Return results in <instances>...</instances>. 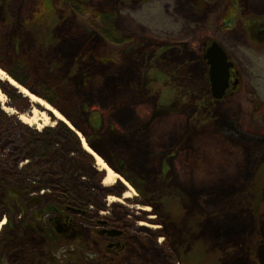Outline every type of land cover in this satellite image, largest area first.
Returning a JSON list of instances; mask_svg holds the SVG:
<instances>
[{"label": "rangeland", "instance_id": "374dc122", "mask_svg": "<svg viewBox=\"0 0 264 264\" xmlns=\"http://www.w3.org/2000/svg\"><path fill=\"white\" fill-rule=\"evenodd\" d=\"M11 1L15 14L14 32H31L28 27L22 30L21 22L23 18L27 21L32 18L43 0ZM51 1L56 14L50 30L74 43L78 38L83 40L81 33L85 31L81 22L85 24L89 21L84 13L85 7L89 4L100 13L96 23L89 24L90 30H95V36L98 30H101V35H97L96 41H91L87 48L91 49L93 44L94 60L107 64L95 74L101 77L100 84L95 80L90 82L96 84L95 90H99L96 93L85 92L84 89L91 84H82L83 79L78 75L74 78L72 92L75 91V108L72 114L88 128V132L92 128L90 139L80 134L82 141L87 139V144L93 138L96 142L101 141V150L107 159L103 157V152L97 154L122 178L113 185L103 182L101 186L113 192L122 186L124 191L120 195L97 193L94 200L92 194L89 199L95 202H90L87 207L102 205V214L98 215L109 216L108 210L115 204L119 205L115 210L126 214L121 221L128 223L131 234L154 241L153 247L158 253H153L147 264H181L182 261L185 264H264V176L259 185V200H253V207L240 194L249 191L253 182L259 181L256 176L259 168L253 160L255 151L247 143L244 146L243 141L247 139L246 134L252 137L257 135L256 132L264 133V111L259 116L255 111L257 107L264 106V37L256 39L253 37L256 33H251L252 25L255 30L254 26L259 28L260 24H264V0ZM42 6L40 14L43 12ZM66 7L73 11L67 14ZM226 11L229 17L222 22ZM214 40L226 50L241 78L238 88L231 95L228 93L222 102L210 97L206 66L201 56ZM1 70L13 79L7 71ZM2 86L15 92L23 108H14L3 93L0 102L7 115L32 118L37 111V124L18 121L25 127V132L29 129L31 134L37 135L50 128L58 133L59 119L30 97L24 96L8 81L0 79ZM125 114L128 116H125L126 126L120 123ZM45 116L49 117L47 121L44 120ZM162 124H168L171 133L175 130L178 132L174 138L166 134L159 137L161 147L167 145L174 149L162 148L167 156L153 159L151 163L148 161L151 165L146 169L137 166L133 159L140 156L142 150L135 149L134 141L140 142L145 135L151 137L153 128ZM231 124L235 125L234 133H231ZM73 127V131L78 130ZM250 128H254V131ZM101 130L104 137H99ZM13 135L18 138L16 131ZM58 136L65 139L59 133ZM20 137L15 149L4 144V137L0 138V143L4 144L0 148V168L6 170L4 172H15V177L26 174L22 167L26 161L18 162L17 166L14 162L21 152L26 153L21 150L28 145ZM125 138L130 146L124 141ZM109 141L113 142L114 147ZM38 142L43 145L41 141ZM149 142L156 144L152 140ZM143 151L142 157L147 156V149ZM38 155L40 151L32 160ZM192 157L199 168L193 169L194 175L188 168L186 175V163ZM41 168L39 164L33 170ZM119 169L132 178L140 190L124 178ZM104 172V169L100 172L102 181ZM161 179H164V185L156 187ZM80 180V187L86 182L92 185L100 183L99 178L93 176L85 175ZM168 183L174 185L173 188L167 187ZM164 189L175 192L183 190L189 204L195 207V212L191 214H196L197 221L202 222L198 225L202 231L195 237L184 239L189 229L186 224H179V220L174 226L170 224L169 228L163 224L155 196L158 191L164 195ZM81 199L88 202L85 195ZM17 200L21 203L23 197ZM147 200L151 204H146ZM179 200L171 201L174 214L190 213L184 206L188 201L184 204V197ZM44 201L47 202L46 199ZM7 208L12 209L13 204L9 203ZM201 211L202 217L198 215ZM191 218L193 215L184 221L192 223ZM2 222L0 232L5 218ZM141 222L148 226L141 225ZM86 225L89 223L84 222L81 226L88 227ZM168 236L171 243L167 242ZM2 238V248L7 249V239ZM74 238L65 242L63 252L57 250L51 254L46 251L49 258L50 255L57 256L51 264H99L100 257L91 251H85L84 255L75 253V239H79V234ZM195 256L202 261L195 259ZM111 260L105 258L108 264H120Z\"/></svg>", "mask_w": 264, "mask_h": 264}, {"label": "flooded vegetation", "instance_id": "af4514ba", "mask_svg": "<svg viewBox=\"0 0 264 264\" xmlns=\"http://www.w3.org/2000/svg\"><path fill=\"white\" fill-rule=\"evenodd\" d=\"M260 25L261 26H259V28L254 26V28L256 27L255 30H253L252 25V29H250L253 31L251 33H256V36L253 34V37L261 40L262 37H264V24ZM205 53L206 49L201 56L203 57V61L206 66L207 80L209 82V89L211 93L212 88L209 78L210 67L208 65V61L204 57ZM229 59L231 60L230 56ZM0 62H2L1 57ZM0 68L2 69L3 67L0 66ZM235 69L236 66L231 69L230 86L224 98L228 96V93L231 95L232 92L238 88V85L241 82L239 71H236ZM235 82H237L236 86H234ZM0 88L2 96L4 93L5 97L9 98L14 108H18L20 110L23 109L21 104H19L21 100L19 101L13 90L4 86ZM210 97L216 102L224 101V98L222 100L214 99L212 97V93ZM1 100L2 99H0V101ZM260 108L261 110L263 109V112L264 106ZM260 108L257 107V109ZM48 113L51 112L48 111ZM20 116L7 115V111L4 109L3 103L0 102V138L4 137V144L11 145L15 149L17 147V143L20 141L19 135L21 136L20 138L23 142L28 143V148L24 147V149L21 150H25L26 153L23 154L21 152V155L14 160L16 164H14L15 166L18 165V162H22L23 160L26 161V164L22 166L26 172L25 175L23 173L21 177H15V172H4L6 170H2L0 168V189L4 188V190H9V193L12 194V200L9 203L13 204L12 209H8V206L2 207V210L0 209V222L3 218H5L6 221L2 230L9 231L10 229L20 228L32 229L33 227L45 226V235L48 237L56 235L60 236V238L54 240L53 248L51 249L52 251L50 250L51 253L57 250L63 252L62 250L65 242H67L68 239H72L74 237L76 238L77 234H79V239L76 240L74 238L77 244L74 249L76 254L79 253V255H84L85 251H91L96 256L100 257L99 264H108V262L105 261V258L107 257L112 259L111 261L113 263L117 261V263L120 264H147L150 256L157 251V249L153 247L154 241H152V239L146 241L142 237H137L131 234V231L128 230V223L126 224L121 221L126 217V214H121L120 212L118 213L117 210H115L119 207V205L115 204L114 207L108 210L109 216L98 215L102 214L100 211V209L103 208L102 205L97 206L96 208L87 207V204L90 202H95L93 200L97 193L107 192L113 193L114 195H120L124 191L122 186L115 188L116 190H114V192L109 188L101 186V183L104 182L103 178L106 176V171L104 172L102 178L103 181L100 180V172H102L103 169L101 170L99 168L95 158L91 157L85 148H83V141L80 137V134H82L83 137L90 139L92 128L90 132H88V128L83 126L78 120V125H74L78 128L77 131L74 132L71 127H69L75 135V138L70 131L68 132L67 130H64L65 127L61 124L65 125V122L60 120L57 131L59 135L64 136L65 139L63 140V138H59L60 136H58L56 130L50 128L46 130V132L44 131V133H38L37 135L31 134L29 129L25 132L23 129L25 127L21 125L24 122H22ZM18 121H21L22 123L20 122L21 124H19ZM120 123H122L121 125H126L125 118L122 119ZM14 131H16V136H18V138L14 137ZM98 134L99 137L101 135L104 137L102 130ZM28 135H30V137H28ZM127 140L128 139L126 138L124 139V141L130 146V143ZM38 141H41V144L43 145H39ZM89 142L92 144L95 143V138L91 141L89 140ZM4 144L0 143V148H3L2 146ZM111 146H113V144ZM98 147H100L101 150L102 147L100 144H98ZM38 151H40V155H38L35 160H32ZM39 164L42 165L41 170H33V168L38 167ZM119 170L121 175L124 177L126 174L123 170ZM33 171H35V173L31 175ZM85 175L88 177L93 176L99 178L100 183H93L92 185L86 182L80 187L82 184L80 178ZM42 177L44 179H42ZM36 180H39V184ZM91 190L94 191L92 192ZM92 194H94L93 200L89 199ZM84 195L86 196L88 202L82 201L81 197ZM19 197H23V201L21 203H18L17 199H19ZM45 199L49 204L44 201ZM145 203L147 204L150 202L147 200ZM84 222L89 223V225H86L88 227L84 226L83 228V226H81ZM2 235L4 238L6 237V239L8 238L6 236V232ZM151 244H153L152 247ZM24 249L22 247L10 250L4 249L7 251L3 250L2 255L9 254L11 250H13V263L22 264V262L25 261L28 264H34L37 258L36 256L39 254L38 248L34 247L32 252L29 251V248L26 250ZM25 251L28 253L26 257L24 256L26 254ZM46 254L48 255V252L45 250L43 256ZM29 255L31 257L32 255L35 256L30 258ZM64 255L65 254H63V256ZM56 257L55 260L57 259Z\"/></svg>", "mask_w": 264, "mask_h": 264}, {"label": "trees", "instance_id": "16d2710c", "mask_svg": "<svg viewBox=\"0 0 264 264\" xmlns=\"http://www.w3.org/2000/svg\"><path fill=\"white\" fill-rule=\"evenodd\" d=\"M41 6L43 7L42 14L39 13V9H41ZM66 10L67 12L73 11L69 7H66ZM84 13L86 14V17H89V21L87 20L85 24L81 22L82 29L85 31L81 33L83 42L81 41V38H78L74 43L73 40H70L69 38L66 39L64 38V36L57 34L56 32L53 33L52 30H50V26L53 25L52 20L55 18L56 14L53 2L51 0H43L42 4L38 6V9L36 10L32 18L28 19V21L27 19L23 18L21 22L22 30L25 29V27H28L31 32L22 31L19 33H15L13 30L15 28L13 2L11 0H0V57L2 59V62H0V66L7 70L12 77H14L22 86H25L32 94L37 95L44 100H47L75 126L78 125V121H76L74 114H72L73 109L75 108L73 95L75 91L72 92V83L74 82V78L77 75L78 77H81L83 79L82 84H84L85 86H88L89 84H91L90 82L94 80L97 84H100L101 77L99 76V74H95L100 71L101 67L107 64L106 62L100 60L98 62L94 60L92 51L93 44L91 46V49L87 48L88 45L90 46L91 41H96L95 38L97 35H101V30H98L95 36V30H90L91 23L89 24V22L96 23V21L99 19L100 13H97L95 11V8H92V6L89 4L85 7ZM67 14H69V12ZM228 17L229 13H227L226 11L222 18V22L227 20ZM25 21L27 22V26ZM92 38L94 39L92 40ZM5 43L8 46L5 45ZM95 85L96 84L94 83L91 84V86L87 87V89H84V91L88 93H90L91 91H93V93L98 92L99 90H95ZM262 110L261 108L255 110L256 116H259ZM125 116L127 115L125 114L122 119H124ZM61 125L65 127L64 130H67L68 132L70 131L72 133V131L68 127H66V125ZM128 126L130 127L131 125ZM169 128L170 127L168 126V124H165V126L163 124L155 126L153 128V135L151 137H149V135H145L144 139L140 142L134 141L133 145H135V149L142 150V154L140 156L138 155L139 157L137 156L136 158H134L133 163H136L137 166H141L142 168L146 169L148 168V165H151L149 164V162L151 163V160H158L159 157H161V159L165 158L167 155L165 151L161 149L166 148L167 150H169L174 148L167 147V145L166 147H161V141L159 137L166 134L167 136L171 135V138H174L176 136V133H178L177 130H175V132L172 131L171 133ZM234 128L235 125L231 124V133H234ZM250 129L254 131V128ZM262 129L264 131V126H262ZM256 133L257 135L252 137H250L249 134H246L247 139L243 141L244 146H246L245 143H247L249 147H252L254 149L255 152L253 153V160L257 162V169L259 168L258 171L256 170V176L259 181L253 182V187L250 188L249 191L240 193L242 194V198L246 200L250 207H253L254 205L253 200H259V185H261V181H263L262 176H264V133ZM73 136L75 137L74 134ZM150 140L156 142V144L150 143ZM100 143L101 141L97 140L96 143H90L89 146L101 155L100 152L103 151H100V147H98V144ZM145 148L147 149V156L142 157L144 153L143 149ZM103 155V157H106L105 152H103ZM146 158H149V160H147ZM188 168L192 170L193 175L195 172L193 169L199 168L196 164H194L193 157L189 158L186 163V175L188 173ZM124 177L131 181L135 188L140 190L138 184L132 178L127 175H124ZM163 180L164 179H161L160 183L157 184L156 187L158 185H164ZM173 186H171V184L169 183L167 185V187L172 188ZM157 193V196H155L158 203L156 204V207L160 208L158 214L162 217V219H164L163 224H165L167 228H169L170 224L174 226L178 220L179 224H186L187 228L189 229V231H187V233L185 234L184 239L186 240H189V238L191 237H195L200 233V231H202V229L198 228L200 226L199 223L201 224L202 222L197 221L196 214H191L195 212L196 209L195 207L191 206V203L189 204V199L183 190H176L175 192L173 189L168 191L164 189V195L160 191H158ZM11 196L12 194L9 193V190H4V188L0 189V209L2 207L8 206V203L12 200ZM182 197H184V204H186L188 201L187 205L184 206L187 207L191 212L187 214H174V210L171 206V201H180L179 199L182 200ZM199 213L200 214L198 215L202 217V211ZM192 215L193 218L190 219L192 223H190L189 220L184 221V219H188V217H192ZM7 231L8 230H2L0 234V264H15L12 262V257L14 254L13 250H11L12 253L10 252L9 254L2 255V252L4 250L2 248V234L4 232L7 233ZM176 232H178V230H176ZM45 233V226H41L39 227V229H37V227H33L32 229H10L8 231V238L5 247L7 248V250L17 249L21 247L23 249L29 248L30 252H32V249L34 247L38 248L39 254L38 256H36L37 258L34 264H51L55 260V257L53 255H50V259L47 254L43 256V253L45 252V250H48V252H50V250L53 248L54 240L60 238V236L56 235L53 237H48L47 235H45ZM181 235L183 238L184 235ZM167 239L168 243L172 242V240H170V236H168ZM168 243H166V245L170 246L168 245ZM180 247H182V245ZM25 253L26 254L24 256L26 257L28 253L27 251H25ZM154 253L156 254L158 252L156 251ZM70 255L75 256L73 254ZM34 256L35 255H32L31 257L29 255L30 258H33ZM195 259L200 260L196 256ZM180 263L182 264L183 261ZM22 264L28 263L23 261Z\"/></svg>", "mask_w": 264, "mask_h": 264}, {"label": "water", "instance_id": "95a60500", "mask_svg": "<svg viewBox=\"0 0 264 264\" xmlns=\"http://www.w3.org/2000/svg\"><path fill=\"white\" fill-rule=\"evenodd\" d=\"M204 57L210 67L209 78L212 97L216 100H222L230 86V72L235 67L234 63L229 60V56L217 41H214L207 48ZM236 85L237 82H235L234 86ZM52 107L54 108V106Z\"/></svg>", "mask_w": 264, "mask_h": 264}, {"label": "bare ground", "instance_id": "6f19581e", "mask_svg": "<svg viewBox=\"0 0 264 264\" xmlns=\"http://www.w3.org/2000/svg\"><path fill=\"white\" fill-rule=\"evenodd\" d=\"M0 78L3 80H6L10 83L11 86L13 87H17L21 93L27 97H30L31 100L35 103H38L41 107L45 108L46 110L50 111L51 114L54 115V117H56L57 119L65 122L68 126L73 127V125L70 123V121H68L60 112L59 110L54 109L52 106L49 105V103L45 102L44 100H42L41 98L34 96L32 94H30V92L28 91V89H26L25 87H21L19 86V84L12 79L11 77H9L3 70L0 69ZM0 99H2V93L0 90ZM44 117V116H43ZM46 117V116H45ZM49 117H46L44 120L47 121ZM20 119L22 120V122H24L25 124H31L32 122L34 124H37V111L34 113L33 117L30 118L28 116H20ZM83 148H85V150L96 159L97 165L104 169L106 171V176L103 178L104 179V184L105 185H113L114 182H116L117 179H122L120 178V176L112 170V168H110L107 163L105 162V160L103 158H101L93 149L92 147H89L86 140H83ZM124 181V180H123ZM126 182V181H124ZM127 183V182H126ZM128 196V195H127ZM115 201V200H114ZM146 210H149V208H147ZM2 223H0V229L2 227ZM143 226H148V224L141 222L140 223Z\"/></svg>", "mask_w": 264, "mask_h": 264}]
</instances>
